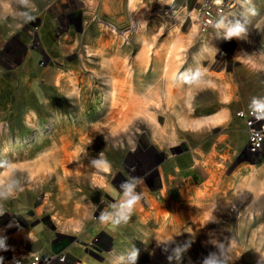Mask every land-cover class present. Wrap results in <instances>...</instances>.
<instances>
[{"label":"rangeland","instance_id":"374dc122","mask_svg":"<svg viewBox=\"0 0 264 264\" xmlns=\"http://www.w3.org/2000/svg\"><path fill=\"white\" fill-rule=\"evenodd\" d=\"M87 1L0 0V264L35 251L48 264H264V164L245 155L235 115L264 106V0L225 28L230 0L207 27L196 20L203 0H143L139 23L127 0H93L92 10ZM172 44L176 80L157 95L156 59ZM142 48L129 103L151 108L157 97L155 119L120 116L112 87L98 109L115 63L133 72ZM220 80L234 99L221 98ZM129 180L152 204L141 195L126 224L101 222L115 218Z\"/></svg>","mask_w":264,"mask_h":264},{"label":"bare ground","instance_id":"6f19581e","mask_svg":"<svg viewBox=\"0 0 264 264\" xmlns=\"http://www.w3.org/2000/svg\"><path fill=\"white\" fill-rule=\"evenodd\" d=\"M143 0H127V7H128V10L130 11V14H129V17H128V20H135V23H139L138 21V18L137 17H134V15L132 16V12L135 11V9H137V6L139 5L138 2H141ZM223 1L224 0H213L214 4L215 5H218L219 3H222L223 4ZM232 2L231 5H229L230 7L234 6L233 5V0H230ZM250 0H240V6L237 7V8H230L229 10L221 13L220 15V18H219V21H218V26L220 28H225V26L227 25V23L229 22V20L231 19L232 15H235L236 17V20H239L245 13L246 9H250L248 8L247 6V3L249 2ZM89 6H88V9L92 10L94 8V5H93V0H88L87 1ZM252 7L253 4H251ZM225 7V6H224ZM109 8V7H108ZM108 8L107 6L104 4V6H102V8L100 9L102 11V13H107L108 11ZM113 9H117V7H113ZM140 11L143 9V8H140ZM224 9V8H223ZM101 11H100V14H101ZM143 11V10H142ZM193 9H192V12L190 11V14L193 13ZM187 12H189V10H187ZM193 17V15H192ZM198 17V18H197ZM196 20H198V26L200 24V11H199V5H198V9H197V14H196ZM191 23H192V31H191V34L192 33H195L196 32V26H195V23L193 22V19L191 20ZM112 29L114 28L112 25L110 26ZM114 30V29H113ZM212 36H215V34H213ZM47 40V39H46ZM48 42L51 41V40H47ZM46 41V42H47ZM44 42V41H43ZM45 42V43H46ZM50 43V42H49ZM87 45H89L87 43ZM177 45L176 44H172L171 46H169V48L165 51V53L163 54V59L162 57H158L156 60V66H157V95H159L161 93V96H168L169 93L171 92L170 89L171 87H166L164 88L163 87V79L164 80H170L172 81V79L176 80V70H177V66H176V57H177V52L175 51L177 49ZM199 55L197 56L198 57H201L202 55H204V53L207 52L208 50V46L206 45H203V46H200V49H199ZM90 50L87 49L85 50V54L86 55H89L88 52ZM146 55H147V50L145 48H142V51L140 52V54L138 55V60L136 61L137 64H136V67H135V70L133 72H129V69H127L123 63H120L119 62H116L115 63V66H114V71H111L109 76H108V79H106V82H104V88L102 90V98L100 99L99 101V106H98V109H103L105 107L108 106L109 102H110V99H111V95H112V89L111 87L114 89V91H118V96H117V99L115 100V104H116V107H117V110L121 113L120 116H127L128 115V111L129 109L132 111V110H136L138 112H141L143 113V115L145 116V118H148V119H155V113H154V109H156L157 107V97H153L154 99V103L152 104L153 106L151 108H148L146 106H144L142 103H136L134 104L133 106L129 103V102H133V100H135V95L131 92L129 94V91L133 89L132 85H135L137 82H138V75H140V72L143 70L145 64H146ZM155 60V61H156ZM48 71V70H47ZM51 71V70H50ZM50 71L48 72L50 74ZM59 72V71H58ZM56 73V72H55ZM98 73V72H97ZM76 74V73H75ZM108 74V73H107ZM162 77V78H160ZM51 78V77H50ZM63 78V77H62ZM61 78V79H62ZM82 78V77H81ZM53 80V79H52ZM59 77H56L55 78V84H58L60 83L59 81ZM68 80V79H67ZM70 80V79H69ZM220 83L221 85H219V91H220V96L222 99H224V101H229L231 99H234L235 96L233 94V89L234 87L232 85H230L229 83H227V81H222L220 80ZM74 84V83H73ZM46 85V83H45ZM60 85V84H59ZM75 85V84H74ZM77 85V84H76ZM66 86V85H65ZM68 87V86H67ZM70 87V86H69ZM90 87V86H89ZM59 88V87H58ZM62 88V87H61ZM71 88V87H70ZM75 88V87H74ZM55 89V88H54ZM77 90V89H76ZM75 91V90H74ZM58 92V91H57ZM78 92V91H77ZM63 93V92H62ZM65 93H66V90H65ZM76 95V94H75ZM130 97V98H129ZM49 101V100H48ZM35 102V101H33ZM35 104V103H34ZM41 104V103H40ZM129 104L130 107L129 108ZM30 105V104H29ZM33 106V104H32ZM39 106V105H38ZM154 107V108H153ZM113 111V110H112ZM116 113V112H115ZM114 113V114H115ZM133 113V112H132ZM34 114H31L29 115L30 117H33ZM123 116V117H124ZM117 117V116H116ZM120 119V117H118ZM116 119V118H115ZM30 120V119H29ZM123 120V119H122ZM214 120V119H213ZM120 121V120H119ZM35 123V122H34ZM195 123V122H194ZM193 123V124H194ZM196 123H199V121H196ZM201 123V122H200ZM199 123V124H200ZM83 136V135H82ZM36 135H31V138H29L27 140V138H24L23 140H27L26 143H28L29 140H32L33 138H35ZM81 140L84 139V137H79ZM22 140V141H23ZM80 140V141H81ZM53 141V140H52ZM87 141V140H86ZM244 147H245V143H244ZM48 150V149H47ZM51 152V151H50ZM42 152L44 157L45 158H37L36 160L34 159L33 161V168L34 169H28V174H29V177L31 179L34 178L35 176V171L37 170H40L41 168H43L44 165H46V160H47V157L52 155L53 153L51 152ZM39 154V153H38ZM70 154H67V156H69ZM58 159V158H57ZM67 159V158H66ZM73 160V159H72ZM56 161V160H55ZM55 163V162H54ZM60 164V163H59ZM68 164V163H67ZM71 164V163H70ZM69 165V164H68ZM104 165V164H103ZM105 167V166H104ZM46 168V167H45ZM49 168V167H48ZM44 169V168H43ZM98 179V182H99V177H96V180ZM213 179V178H212ZM214 180V179H213ZM9 187V186H8ZM13 187V186H11ZM12 189V188H11ZM12 192V191H11ZM141 192V195L144 197V199L146 200L147 197H148V194L146 193V190L143 189L140 191ZM186 198V197H185ZM150 204H152L153 202V199H147ZM152 201V202H151Z\"/></svg>","mask_w":264,"mask_h":264},{"label":"built area","instance_id":"2783aa9c","mask_svg":"<svg viewBox=\"0 0 264 264\" xmlns=\"http://www.w3.org/2000/svg\"><path fill=\"white\" fill-rule=\"evenodd\" d=\"M200 23L207 27L214 19L217 12L223 8V4L215 5L213 0H203L199 4ZM235 115L242 120L245 131L244 153L251 159L264 164V106L253 105L247 108H239ZM51 257L35 251L23 255L7 257L2 264H48Z\"/></svg>","mask_w":264,"mask_h":264},{"label":"clouds","instance_id":"9594fccd","mask_svg":"<svg viewBox=\"0 0 264 264\" xmlns=\"http://www.w3.org/2000/svg\"><path fill=\"white\" fill-rule=\"evenodd\" d=\"M240 31V28H236L234 32H229L228 38H231L234 34H238ZM105 171H107V168ZM121 187L123 189V197L117 206L115 218L111 214L101 213L99 217L101 222L107 223L112 221L113 224L118 225L121 222L126 224L130 220L135 205L141 200L142 197L141 194H137L135 192L136 183L134 181H126L121 185ZM137 255L138 250L133 252V259H135ZM169 259L171 258L169 257Z\"/></svg>","mask_w":264,"mask_h":264},{"label":"snow or ice","instance_id":"6c2138e0","mask_svg":"<svg viewBox=\"0 0 264 264\" xmlns=\"http://www.w3.org/2000/svg\"><path fill=\"white\" fill-rule=\"evenodd\" d=\"M98 167H104V165L102 163H98ZM106 170V167H105ZM0 247H3V241L0 240Z\"/></svg>","mask_w":264,"mask_h":264}]
</instances>
